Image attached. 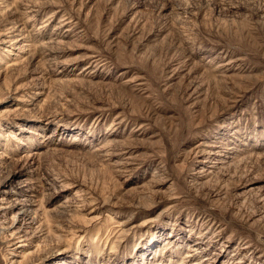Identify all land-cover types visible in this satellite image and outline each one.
<instances>
[{"label":"rangeland","instance_id":"1","mask_svg":"<svg viewBox=\"0 0 264 264\" xmlns=\"http://www.w3.org/2000/svg\"><path fill=\"white\" fill-rule=\"evenodd\" d=\"M0 264H264V0H0Z\"/></svg>","mask_w":264,"mask_h":264}]
</instances>
